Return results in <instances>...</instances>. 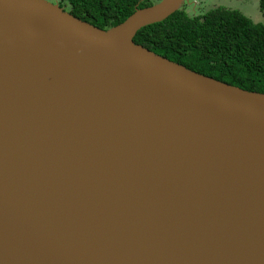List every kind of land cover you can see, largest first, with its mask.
<instances>
[{
	"label": "water",
	"instance_id": "water-1",
	"mask_svg": "<svg viewBox=\"0 0 264 264\" xmlns=\"http://www.w3.org/2000/svg\"><path fill=\"white\" fill-rule=\"evenodd\" d=\"M0 0V264H264V92Z\"/></svg>",
	"mask_w": 264,
	"mask_h": 264
},
{
	"label": "trees",
	"instance_id": "trees-1",
	"mask_svg": "<svg viewBox=\"0 0 264 264\" xmlns=\"http://www.w3.org/2000/svg\"><path fill=\"white\" fill-rule=\"evenodd\" d=\"M63 1L74 16L102 29L122 22L136 8L156 2ZM258 9L263 21L255 22L239 9L224 5L200 14L188 13L183 5L166 18L142 26L133 41L201 74L264 92V0H258Z\"/></svg>",
	"mask_w": 264,
	"mask_h": 264
},
{
	"label": "rangeland",
	"instance_id": "rangeland-1",
	"mask_svg": "<svg viewBox=\"0 0 264 264\" xmlns=\"http://www.w3.org/2000/svg\"><path fill=\"white\" fill-rule=\"evenodd\" d=\"M57 2L65 10L68 5L63 0H51ZM158 1V0H153ZM224 5L229 8L239 9L244 15L250 17L253 21H263L261 13L258 9V0H186L184 7L190 14H200L204 11L216 6Z\"/></svg>",
	"mask_w": 264,
	"mask_h": 264
}]
</instances>
